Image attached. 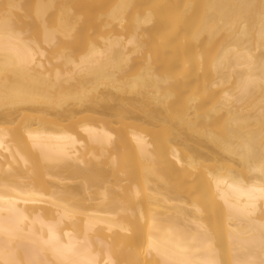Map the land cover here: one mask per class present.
Returning <instances> with one entry per match:
<instances>
[{
  "label": "bare ground",
  "instance_id": "1",
  "mask_svg": "<svg viewBox=\"0 0 264 264\" xmlns=\"http://www.w3.org/2000/svg\"><path fill=\"white\" fill-rule=\"evenodd\" d=\"M149 261L264 264V0H0V264Z\"/></svg>",
  "mask_w": 264,
  "mask_h": 264
},
{
  "label": "rangeland",
  "instance_id": "2",
  "mask_svg": "<svg viewBox=\"0 0 264 264\" xmlns=\"http://www.w3.org/2000/svg\"><path fill=\"white\" fill-rule=\"evenodd\" d=\"M177 194L182 195L183 198H185V196H186V194L183 193V192H177ZM212 217H213V215L209 216V219L212 218ZM210 220L213 222V224L217 225V228H218L219 230L222 229V227H223V219H222V218H212V219H210ZM137 251H138V252H142V251H143V248H142V249H139V250H137ZM148 264H154V262L149 261Z\"/></svg>",
  "mask_w": 264,
  "mask_h": 264
}]
</instances>
